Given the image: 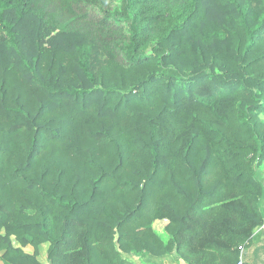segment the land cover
<instances>
[{
    "label": "trees",
    "instance_id": "1",
    "mask_svg": "<svg viewBox=\"0 0 264 264\" xmlns=\"http://www.w3.org/2000/svg\"><path fill=\"white\" fill-rule=\"evenodd\" d=\"M262 115L264 0H0V255L238 264Z\"/></svg>",
    "mask_w": 264,
    "mask_h": 264
},
{
    "label": "crops",
    "instance_id": "2",
    "mask_svg": "<svg viewBox=\"0 0 264 264\" xmlns=\"http://www.w3.org/2000/svg\"><path fill=\"white\" fill-rule=\"evenodd\" d=\"M257 177L262 185V193L259 198L258 208L259 216L262 220L260 226L256 228L250 242L244 246L245 251L243 255L244 264H264V167L257 170ZM13 247L23 250L24 253L29 255L35 254V248L33 246L23 247L18 241L12 239ZM48 244L40 246L39 254L37 256L40 264H49L47 260ZM144 258V264H186L183 261L175 260L174 258L155 259L152 256L142 255ZM137 256L132 257V261H136ZM139 258V257H138ZM0 264H12L3 257V253L0 255Z\"/></svg>",
    "mask_w": 264,
    "mask_h": 264
},
{
    "label": "rangeland",
    "instance_id": "3",
    "mask_svg": "<svg viewBox=\"0 0 264 264\" xmlns=\"http://www.w3.org/2000/svg\"><path fill=\"white\" fill-rule=\"evenodd\" d=\"M115 1H117V0H115ZM262 118L264 119V115H262ZM168 224H169V221L165 220V219L164 220L158 219L155 222H153V224H152L153 230L164 241V243H167L169 241V238H170L167 231H166V227L168 226ZM12 239H15V237H12ZM48 248H49V245H48ZM143 254H145L146 256L147 255L149 256V254L144 253V252H136V251L132 252L131 258L135 257V255L137 256V258H136L137 260L135 262L133 261V263L134 264H144V261H143L144 258L142 257ZM167 258H173V257L168 256Z\"/></svg>",
    "mask_w": 264,
    "mask_h": 264
},
{
    "label": "built area",
    "instance_id": "4",
    "mask_svg": "<svg viewBox=\"0 0 264 264\" xmlns=\"http://www.w3.org/2000/svg\"><path fill=\"white\" fill-rule=\"evenodd\" d=\"M244 251H245V248L243 246H240L239 247V261H238V264H244V259H243V255H244Z\"/></svg>",
    "mask_w": 264,
    "mask_h": 264
}]
</instances>
